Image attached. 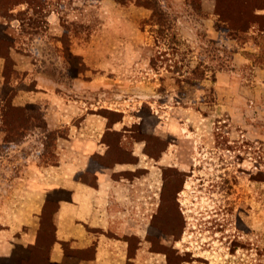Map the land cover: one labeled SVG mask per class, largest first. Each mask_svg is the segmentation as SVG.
<instances>
[{"label":"rangeland","instance_id":"rangeland-1","mask_svg":"<svg viewBox=\"0 0 264 264\" xmlns=\"http://www.w3.org/2000/svg\"><path fill=\"white\" fill-rule=\"evenodd\" d=\"M166 6L171 27L158 34L148 22L151 10L134 2L17 5L0 16V36L15 41L10 51L25 54L31 71L15 69L6 80L3 61L0 106L6 95L40 113L42 123L48 106L32 95L38 77L42 86L54 79L56 91L118 130L106 131L108 159L92 157L78 179L92 182L95 169L128 162L129 179L147 191L142 177L162 172L156 214H132L135 264H264V9L232 39L219 27L215 0H201L206 16L185 0ZM255 6L264 0L245 10ZM68 127L21 132L0 116V239L9 234L14 248L27 245L26 229L13 233L5 224L22 212L28 194L46 188L39 177L58 165ZM163 155L155 170L154 159ZM54 204L43 225L51 224ZM64 263L77 262L70 255Z\"/></svg>","mask_w":264,"mask_h":264},{"label":"crops","instance_id":"crops-1","mask_svg":"<svg viewBox=\"0 0 264 264\" xmlns=\"http://www.w3.org/2000/svg\"><path fill=\"white\" fill-rule=\"evenodd\" d=\"M10 57L17 71L30 73L25 54L14 55L10 51ZM3 61L0 57V65ZM41 79H37L33 100L40 99L47 104L44 119L49 131L69 125L68 140L66 138L61 147L58 165L46 169L39 177L46 188L28 194L22 212L21 209L16 211L9 223L4 224L13 233L25 228L26 231L21 234L25 242L34 243L48 195L54 191H67L68 198L59 201L53 217L56 241L49 254L50 262L63 264L67 260L69 256L66 255L65 244L67 250L84 254L83 257L74 256L76 264H135L140 254L136 257L128 240L135 233L132 214H142L143 211L150 212L149 217L156 214L162 196V172L142 177L143 186L146 179L149 181L147 191L138 188L135 177L129 179L128 162L95 169L92 182L78 179L77 173L87 170L92 157L105 155L107 145L103 141L104 134L106 131H118L117 126L106 127L100 116L88 113L86 107L81 109L77 101L56 91L59 83L54 79L47 80L52 86H42ZM76 118H82L79 126L71 124ZM164 159V155L154 159L155 170L164 165ZM140 191L146 194L141 195ZM8 238L9 234L0 239V256H9L14 249V243Z\"/></svg>","mask_w":264,"mask_h":264},{"label":"trees","instance_id":"trees-1","mask_svg":"<svg viewBox=\"0 0 264 264\" xmlns=\"http://www.w3.org/2000/svg\"><path fill=\"white\" fill-rule=\"evenodd\" d=\"M45 0H0V16L5 18L14 7L19 4H27L29 6L40 7L42 2ZM119 4H126L129 2H134L139 7H144L151 10V17L149 19V24L153 27H156V32L162 34L165 30L171 27V13L169 8L166 6V2L170 0H115ZM251 1L255 0H215V10L214 14L218 17V22H220V29L226 34L227 37L232 39H238L241 34H244L248 31V28L251 24L257 23L256 18L258 17L255 12L257 9L264 7L255 6L251 12H247L245 7ZM185 4L190 6L195 12H201V0H185ZM206 16V14H203ZM3 42H0L2 45V50H0V57L4 60V69H3V78L6 80L9 79V75L17 74V71L14 68V61L10 57V49L14 47L15 41L12 43L9 42L12 39L7 35L0 36ZM3 45L5 49H3ZM2 104L0 106V116L3 121V124L6 128H14L16 131H27V129L33 128H42L48 132L49 131L45 122L44 117L42 118L44 122L41 123L39 116L40 113H37L36 110H31L26 106H15L12 102V98L1 99ZM112 132V131H110ZM107 135V132L104 134V137ZM107 145V150L104 156H99L104 159H108V153L110 144L104 140ZM119 163L115 161L112 163ZM104 166H112L107 164ZM64 193L63 196L59 195ZM67 191H54L48 195L46 202L44 204L41 216H40V226L37 232L36 239L34 243L27 244L26 246L18 245L16 246L9 257H5L0 264H57L50 262L49 254L53 244L56 241L55 237V225L53 223L54 214L58 208V203L60 200L67 199ZM53 199L55 201V208L53 211H50L51 214V224H44L42 222V216L45 215V212L48 211L49 202ZM51 231V232H50ZM66 249V255L83 257L84 254L78 251H69L67 246L64 244ZM65 264V263H63ZM131 264V263H129Z\"/></svg>","mask_w":264,"mask_h":264},{"label":"flooded vegetation","instance_id":"flooded-vegetation-1","mask_svg":"<svg viewBox=\"0 0 264 264\" xmlns=\"http://www.w3.org/2000/svg\"><path fill=\"white\" fill-rule=\"evenodd\" d=\"M153 217V216H152Z\"/></svg>","mask_w":264,"mask_h":264}]
</instances>
